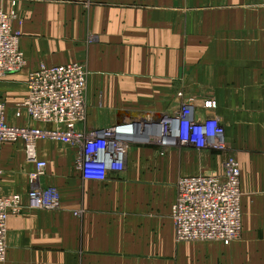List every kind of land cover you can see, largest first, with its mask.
I'll use <instances>...</instances> for the list:
<instances>
[{
  "label": "crops",
  "instance_id": "crops-1",
  "mask_svg": "<svg viewBox=\"0 0 264 264\" xmlns=\"http://www.w3.org/2000/svg\"><path fill=\"white\" fill-rule=\"evenodd\" d=\"M0 6L17 12L28 65L0 76L11 124L41 125L15 114L28 70L83 62L85 129L160 116L178 107L177 92L191 91L217 98L230 150H260L237 152L243 228L225 244L178 242L172 218L179 178L222 174L216 159L190 164L178 160L176 149L161 157L152 146L133 144L123 171L91 181L77 165V146L40 141L38 158L47 167L39 184L60 193V206L50 210L27 197L36 165L24 144L6 143L2 192L21 194L24 206L9 217L8 255L0 264H264V0H0ZM179 81L184 85L175 93ZM208 86L211 95L204 94Z\"/></svg>",
  "mask_w": 264,
  "mask_h": 264
},
{
  "label": "built area",
  "instance_id": "built-area-1",
  "mask_svg": "<svg viewBox=\"0 0 264 264\" xmlns=\"http://www.w3.org/2000/svg\"><path fill=\"white\" fill-rule=\"evenodd\" d=\"M16 18L15 11L0 6V76L22 72L28 66L20 46L21 31L13 25ZM87 79V68L81 62L53 66L41 63L28 70L26 95L17 104L15 114L27 116L39 126L11 124L6 102L0 99V262L8 255L9 217L20 213L24 206L21 194H3L1 187L2 148L16 142L24 144L28 160L36 165L29 176V202L33 207L50 210L60 206V193L55 187L39 184L47 167V162L38 158L40 141L77 146V165L82 177L91 181H105L110 173L123 171L133 144L157 146L162 154L177 148L225 154L222 174L179 178L172 218L178 242L229 244L239 239L243 228L241 166L236 156L229 154L217 98L179 91L178 107L170 112L87 130L82 127L88 115Z\"/></svg>",
  "mask_w": 264,
  "mask_h": 264
},
{
  "label": "rangeland",
  "instance_id": "rangeland-1",
  "mask_svg": "<svg viewBox=\"0 0 264 264\" xmlns=\"http://www.w3.org/2000/svg\"><path fill=\"white\" fill-rule=\"evenodd\" d=\"M15 13H17V12L15 11ZM17 20L15 19L14 23H16ZM18 30H20V29H18ZM83 64L86 66L85 63H83ZM86 68H87V66H86ZM87 71H88V68H87ZM87 82H88V79H87ZM182 85H184V84H183V82H180V81L177 82V83H174V91H175V93L183 88ZM180 87H182V88H180ZM188 94L194 95V94H199V93H194V92L190 91V92H188ZM204 94H206V95L207 94L208 95L213 94V88L211 86H208L207 88H205ZM2 100L5 101L4 99H2ZM86 102H87V108H88V90H86ZM87 119H88V115H87ZM134 145H135L134 149H138V148L142 149V147L139 144H134ZM240 149L243 152L247 153V154L248 153H255V154H259L260 153V150L251 149V148H248V147H245V146L240 148ZM240 149L237 148V147L232 148L230 150L229 154H233L237 158V152H239ZM153 150L155 151L157 156H161V157H164V156H166V154L170 153V151H168L167 153L162 154L161 153V149L159 147H157V146H154ZM176 150L174 152L177 155L178 160L183 159L185 162H187V161L190 162V164L193 163V164H196V165H200V164L204 165L206 161H208V160L212 161V159H216V161L219 162V164H220V169L219 170H223V168H224V159L226 158L225 154H218L217 152H214V151H211V150L198 151V150H194L192 148H179V149H176ZM242 173H244V172H242ZM189 174H190V172H189ZM242 175H244V174H242Z\"/></svg>",
  "mask_w": 264,
  "mask_h": 264
},
{
  "label": "water",
  "instance_id": "water-1",
  "mask_svg": "<svg viewBox=\"0 0 264 264\" xmlns=\"http://www.w3.org/2000/svg\"><path fill=\"white\" fill-rule=\"evenodd\" d=\"M49 126H50V124L47 125V127H49Z\"/></svg>",
  "mask_w": 264,
  "mask_h": 264
}]
</instances>
